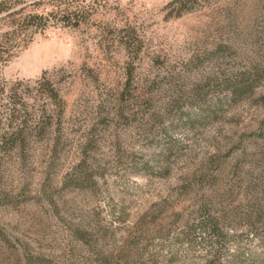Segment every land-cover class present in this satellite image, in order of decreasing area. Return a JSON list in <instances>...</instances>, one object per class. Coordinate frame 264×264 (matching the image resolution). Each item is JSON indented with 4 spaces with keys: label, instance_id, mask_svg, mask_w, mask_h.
Segmentation results:
<instances>
[{
    "label": "rangeland",
    "instance_id": "rangeland-1",
    "mask_svg": "<svg viewBox=\"0 0 264 264\" xmlns=\"http://www.w3.org/2000/svg\"><path fill=\"white\" fill-rule=\"evenodd\" d=\"M66 1L77 26L0 62L9 82L58 72L80 129L51 202L40 150L31 191L0 207V264H264V0H0V40L14 11ZM82 157L91 179L63 188Z\"/></svg>",
    "mask_w": 264,
    "mask_h": 264
},
{
    "label": "trees",
    "instance_id": "trees-1",
    "mask_svg": "<svg viewBox=\"0 0 264 264\" xmlns=\"http://www.w3.org/2000/svg\"><path fill=\"white\" fill-rule=\"evenodd\" d=\"M21 11L26 12V7L11 14V17L22 16L18 18L19 22L14 23L13 30L1 37L0 62L3 64L9 61L7 57L11 56L13 48L20 46V41L25 47L33 41L35 33L44 32L49 25L63 28L77 26L81 13L78 9L73 10L67 1L65 9L51 10L46 14H23ZM23 35L26 39L22 40ZM57 75L58 72L45 71L34 81L14 82L0 77V207L16 208L20 196L31 191L32 164L39 162L40 150L44 167L35 193L42 196L43 201L51 202L60 186L55 166L61 163L67 143H73L74 139L70 136L78 135L80 129H75L73 135L64 131L68 118L62 86L55 79ZM106 102L99 103L100 114L105 112ZM94 131L90 129L88 133L89 145L94 141ZM86 149L82 151V156L86 155ZM85 160L82 157L73 172L64 178L63 188L81 189L91 179L89 169L84 166ZM17 166L23 178L15 184L13 176ZM0 237L5 238L1 229Z\"/></svg>",
    "mask_w": 264,
    "mask_h": 264
},
{
    "label": "built area",
    "instance_id": "built-area-1",
    "mask_svg": "<svg viewBox=\"0 0 264 264\" xmlns=\"http://www.w3.org/2000/svg\"><path fill=\"white\" fill-rule=\"evenodd\" d=\"M70 1H73V0H70Z\"/></svg>",
    "mask_w": 264,
    "mask_h": 264
}]
</instances>
